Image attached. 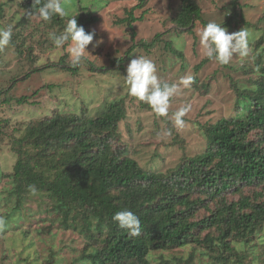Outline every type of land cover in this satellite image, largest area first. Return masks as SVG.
<instances>
[{
    "label": "trees",
    "instance_id": "1",
    "mask_svg": "<svg viewBox=\"0 0 264 264\" xmlns=\"http://www.w3.org/2000/svg\"><path fill=\"white\" fill-rule=\"evenodd\" d=\"M180 1L171 17L178 33L192 32L198 21L204 26L209 23L202 15L198 0ZM43 2L45 0H41V4ZM145 3L146 0H140L136 8L143 7ZM232 3L237 10L238 0ZM18 6L26 10L24 24L33 16L39 17L35 13L40 5L35 0H18ZM0 7L3 11L2 3ZM76 17L78 26H83L86 32H92V25L98 22L96 14L87 7H81ZM237 17L238 13L234 12L220 25L228 26ZM70 18L69 15L60 17L57 14L49 21L41 20L43 27L49 29H53L55 24L61 26L55 33L60 35ZM142 18L132 10L121 20L128 23L133 41L136 36L134 23ZM45 34V41L54 42L49 32ZM20 35L25 38L22 33L14 36ZM161 35L156 34L154 39L161 41ZM263 40L261 37L252 48L255 50L254 66L249 63L241 66L248 74L257 73L252 87L238 88L236 109L242 114L236 113L205 125L206 149L195 156H184L166 173L145 169L129 156L127 147L119 144L122 140L119 123L126 117L123 98L107 100L104 108L94 114L87 105L80 111L54 108L49 116L26 122L11 133L8 129L4 132L0 125V147L1 140L9 136L11 141L8 145L17 158L14 173H0L1 177L11 178L12 189L8 191L14 197L12 214H3L0 204L4 231L14 226L28 233L25 223L32 209L28 203L33 201L35 194H39L46 202L39 233H49L57 227L86 236L87 247L83 248L79 261L92 264H170L171 260L164 254L157 261L152 253L187 246L207 248L209 257L216 264L234 263L239 257L243 259L236 243H249L264 226ZM154 41H144L141 45L149 48L156 43ZM11 43L16 45L13 39ZM165 44L183 56L172 40H166ZM32 48L31 45L30 50ZM63 58L51 65H60L76 73L78 66L64 64ZM124 60L119 58L116 61L122 63ZM208 60L206 58L202 63ZM91 69L105 72L104 67ZM119 69L124 70V66ZM16 80H12L10 89ZM4 93L5 89L0 90V98L6 104L33 103L30 101L32 96L5 97ZM30 186L35 187V193ZM250 186L261 190L245 195L244 191ZM230 194H238L240 198L230 200ZM123 210H130L140 218V236L130 237L127 230L121 229L113 219L117 212ZM14 212L18 215L12 221ZM193 257L191 254L190 258L175 259L189 264Z\"/></svg>",
    "mask_w": 264,
    "mask_h": 264
},
{
    "label": "rangeland",
    "instance_id": "2",
    "mask_svg": "<svg viewBox=\"0 0 264 264\" xmlns=\"http://www.w3.org/2000/svg\"><path fill=\"white\" fill-rule=\"evenodd\" d=\"M232 2L233 0H198L205 20L222 24L227 17L237 12L238 17L230 25L223 27L229 33L243 28L249 32L248 55H234L229 65L222 66L210 59L202 63L207 57L200 43L199 33L205 27L201 22L196 23L192 32L178 33L174 29L171 17L176 13L180 0H167L166 4L164 0H146L141 8H136L140 0H62L69 16L76 15L81 7H87L98 17V22L91 27L97 37L88 46L90 53H87V59L77 65L78 71L73 74L60 65H51L57 64L63 57L64 64H72V42L56 47L54 42L45 41V33H56L62 27L57 24L53 29L43 27L41 18L36 16L24 24L26 10L18 6V0H0V4H3V11L0 7V28L11 27L14 35L22 33L25 36L16 38L13 35L16 45L10 42L0 49V90L5 89V97L32 96L30 101L33 102L10 105L0 98V125L3 131L8 129V133H11L14 128H19L26 122L49 116L54 108L80 111L87 105L94 114L104 108L107 100L123 98L126 117L119 123L122 138L119 144L127 147L129 156L145 169L169 172L184 156H195L206 149L207 140L203 134L205 125L236 113L242 114V111L239 113L236 109L238 88L242 90L252 87V80L257 76L254 72L246 73L241 66L246 63L254 66L255 50L252 48L264 37V0H238L237 10ZM132 10L136 16H143L134 23L135 41L128 23L121 22ZM19 22L22 23L18 25ZM159 33H162L161 41L154 39ZM101 38L103 43L93 47L96 40ZM154 40L156 43L152 47L141 45V42L150 43ZM166 40H172L183 52V56L166 47ZM261 46H264V40ZM137 57H145L154 62L162 83L180 86L178 93L170 98L166 116L157 115L150 105L143 104L128 94L124 83L126 68L131 59ZM119 58L125 59L123 64L116 61ZM120 66H124V70L119 69ZM91 67H104L105 72L93 71ZM187 76L193 79L188 87H184L181 80ZM196 77L198 81H194ZM13 79L17 80L10 89ZM37 90L39 92L35 95ZM181 108H187L188 111L183 117L184 127L177 128L174 126V113ZM5 121L6 125H3ZM10 141L9 136L1 140L0 173L4 175L14 173L17 160L8 145ZM10 180V177L0 176V204L4 209L1 208L3 214H12L14 197L8 191L12 189ZM259 190L260 187L250 186L244 193L252 195ZM228 196L230 200L240 198L238 194ZM45 203L39 194H35L33 201L28 203V206H32L25 223L29 228L28 233L14 226L4 231L3 222L1 223L0 230L3 232H0V264H92L78 260L83 248L87 247L86 236L57 227L52 228L49 233H39L38 229L43 225L41 219L45 217ZM17 215L14 212L11 220L16 219ZM236 247L244 258L239 257L230 264H264V226L252 241L237 242ZM208 253L207 248L187 246L155 251L152 255L157 261L164 254L172 261L170 264H184V261L175 258H190L194 254L189 264H216Z\"/></svg>",
    "mask_w": 264,
    "mask_h": 264
},
{
    "label": "clouds",
    "instance_id": "3",
    "mask_svg": "<svg viewBox=\"0 0 264 264\" xmlns=\"http://www.w3.org/2000/svg\"><path fill=\"white\" fill-rule=\"evenodd\" d=\"M40 5L36 11L42 20L49 21L54 15L66 17L69 13L65 10L62 0H35ZM167 3V0H164ZM56 47H62L66 42L71 41L70 48L71 62L73 66L79 65L87 59L90 53L88 46L93 43L95 31L86 32L83 26H78L76 15L68 19L64 32L60 35L49 34ZM200 43L204 50V55L218 62L221 65L230 63L234 55L241 57L248 55L249 52V32L242 29L238 32L229 33L225 27L215 22H209L199 33ZM12 40V29L0 28V49L5 48ZM103 43V39L96 40L93 47H98ZM192 77L182 78L181 84L188 87L192 82ZM124 83L127 85L128 94L138 100L147 103L159 116H166L169 111L170 98L175 96L180 90L176 84L162 83L157 75V68L153 61L145 57L131 59L126 68ZM188 109L181 108L174 113V126L183 128L185 121L183 117ZM30 190L35 193L34 186ZM113 219L121 229H125L130 237L141 235V220L130 210L117 212ZM2 223V221H0Z\"/></svg>",
    "mask_w": 264,
    "mask_h": 264
}]
</instances>
